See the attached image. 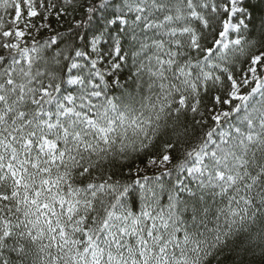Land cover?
Masks as SVG:
<instances>
[{
	"label": "snow or ice",
	"instance_id": "6c2138e0",
	"mask_svg": "<svg viewBox=\"0 0 264 264\" xmlns=\"http://www.w3.org/2000/svg\"><path fill=\"white\" fill-rule=\"evenodd\" d=\"M0 264H264V0H0Z\"/></svg>",
	"mask_w": 264,
	"mask_h": 264
}]
</instances>
